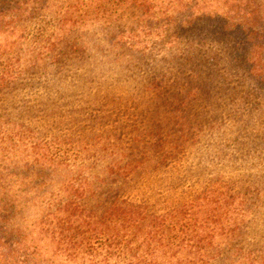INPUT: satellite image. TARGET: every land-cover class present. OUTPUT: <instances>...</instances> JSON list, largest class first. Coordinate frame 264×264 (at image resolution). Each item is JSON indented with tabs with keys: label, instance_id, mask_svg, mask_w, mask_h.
I'll return each instance as SVG.
<instances>
[{
	"label": "rangeland",
	"instance_id": "obj_1",
	"mask_svg": "<svg viewBox=\"0 0 264 264\" xmlns=\"http://www.w3.org/2000/svg\"><path fill=\"white\" fill-rule=\"evenodd\" d=\"M110 10L108 4L83 6L80 0H0V15L9 23L0 32L6 45L0 60L7 59L15 75L0 92V119L29 125V151H1L29 153V179L19 168L10 180L27 202L17 212L21 225L29 224L37 208L29 203L59 185L61 177L38 188L31 172L39 163L47 166L53 155L74 167L81 160L75 156L86 152L95 155L87 163L97 156L94 151L143 153L138 176L141 189L150 192L166 193V184L178 182V191L188 194L217 176L237 188L244 184H238L240 176L264 174V91L246 75L237 36L193 39L171 24L186 9L171 13L163 27L138 23V6ZM126 33L133 39H125ZM224 74L228 80L221 81ZM181 88L190 92L187 113L191 108L196 116L179 117ZM70 104L83 108L74 112ZM94 163L96 170L105 162ZM197 167L202 172L195 177ZM125 189L132 194L138 188ZM83 203L91 206L93 198Z\"/></svg>",
	"mask_w": 264,
	"mask_h": 264
},
{
	"label": "trees",
	"instance_id": "obj_2",
	"mask_svg": "<svg viewBox=\"0 0 264 264\" xmlns=\"http://www.w3.org/2000/svg\"><path fill=\"white\" fill-rule=\"evenodd\" d=\"M86 2L108 4L110 11L138 6V23L160 27L164 20L171 22V13L186 9L171 24L193 39L211 34L215 38L237 36L236 42L245 50L239 56L246 75L255 88L264 91V0H80L83 6ZM8 25L0 15V32ZM131 33L124 38L131 40ZM5 46L0 42V53ZM9 65L7 59L0 60V92L15 80ZM228 76L222 75L221 81ZM240 79L245 85L244 77ZM182 91H176L183 98L177 108L179 117L196 116L191 108L186 110L190 92ZM82 108V104L68 107L74 112ZM203 110L207 114L210 108ZM244 111L253 113L251 107ZM26 133L29 135V125L0 119V264H264V174L240 176L238 184H244L237 188L217 176L188 194L178 191V182L166 184V193L158 188L144 191L139 179L144 171L140 170L143 153L127 157L125 151H94L97 156L87 163L94 154L86 152L75 156L81 160L74 167L55 155L46 159L49 164L45 167L38 160L39 169L31 171L38 188L61 177L57 196L62 198L54 196L57 189H43L37 202L29 203L38 208L29 224H19L17 212L27 202L10 180L19 168L29 179V153L1 151L16 147L29 151ZM163 157L167 161L168 156ZM97 161L105 163L93 170ZM84 169L86 174H82ZM201 172L195 168L194 176ZM254 179L259 183H249ZM125 188L138 189L127 194ZM86 197L93 198L91 206L83 203Z\"/></svg>",
	"mask_w": 264,
	"mask_h": 264
}]
</instances>
